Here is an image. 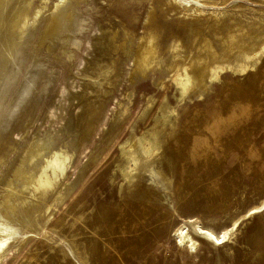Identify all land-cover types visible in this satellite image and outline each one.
<instances>
[{
	"label": "rangeland",
	"instance_id": "374dc122",
	"mask_svg": "<svg viewBox=\"0 0 264 264\" xmlns=\"http://www.w3.org/2000/svg\"><path fill=\"white\" fill-rule=\"evenodd\" d=\"M215 1L218 5L212 7L233 13L235 22L247 29L264 19V0ZM166 5L163 0H80L77 10L68 9L82 23L76 33L64 30L66 37L55 41L50 50L39 47L48 87L36 103L34 117L26 120L25 115H17L10 125L0 193L11 167L19 161L17 155L32 137H39L46 153L57 147L72 152L64 176L71 189L58 186L62 195L49 207L50 217L41 232L54 239L65 236L74 248L67 256L49 242L28 239L11 244L0 264H264V206L246 214L264 200V55L248 73L222 74L206 90L182 100L176 97L173 72L167 68L130 81L133 64L115 45L121 36L132 45L146 32H156L163 48L159 53L168 65L173 61L172 51L167 50L169 39L178 40L186 57L197 44L195 37H213L223 25L215 27L205 16L210 12L206 4L190 21L183 19L188 10L168 11ZM148 6L156 9L150 21L145 20ZM201 13L205 18L199 20L196 16ZM111 29L112 37H106ZM36 41L37 36L22 50L27 60ZM213 44L224 52L219 40L213 38ZM103 64L108 72L102 73ZM35 91L39 90L35 88L31 96ZM167 109H175L171 124H161ZM154 127L163 140L155 165L167 184H152L151 175L143 171L134 184L127 183L118 169L124 162L122 148ZM28 170L33 169L27 165ZM15 184L22 186L21 180ZM51 202L48 195L39 207ZM189 217L215 230L235 219L239 222L228 244L212 246L199 240L197 251L190 253L176 246L172 231L178 224L189 225Z\"/></svg>",
	"mask_w": 264,
	"mask_h": 264
},
{
	"label": "bare ground",
	"instance_id": "6f19581e",
	"mask_svg": "<svg viewBox=\"0 0 264 264\" xmlns=\"http://www.w3.org/2000/svg\"><path fill=\"white\" fill-rule=\"evenodd\" d=\"M35 1L36 0H0V151L4 153H0L2 154L0 155V176L3 166L2 163L7 161L6 156L9 151L5 148V143L8 142L7 133L10 129V125L16 122L17 115L18 117L25 115L26 120H31L34 117V109L40 95L44 93L43 91L48 87L47 81L49 79L47 80L45 74L47 71L44 73L42 68L45 66H42V64H45L42 63L44 56L42 57L40 54L38 50L39 47L45 45L47 50H50L55 45V41L62 39L63 36L64 38L66 37L63 35L64 30L66 32L67 29L75 30L80 24V26H82V23L77 21L78 17H75L76 15L74 16V10L68 12V9L72 8L77 10L76 4H78L80 0H53L51 4H49L48 0H40L38 3ZM163 1L166 2L168 11H173L175 9L188 10L186 11L188 13H186L185 10V13L180 10V12L182 11L183 15L186 16L183 17V19L187 18L188 21L195 18V13L205 9H203L201 4H206L210 6V12L208 11V14L206 12L207 15L205 16H210L209 18H211L215 27L220 24L223 25L219 26L218 32L212 33L214 35L213 37H207L203 34L198 37L194 36L197 44L192 48L190 47L191 49L189 48V55L186 57L183 56V49L180 51L178 40L173 41L172 39L174 38L169 39L172 42L169 44L167 43V50L169 49L172 51L171 56L173 61L168 63V65L165 64L164 57L159 53V49L163 48H159L161 44L159 45L158 43L156 32H146L147 34L144 32L145 35L143 34L142 37H138V43H136V41L132 45H130L131 43H127V40L125 41V38H122V36V40H116L114 38L116 40L115 45L118 46V48L121 47L124 52L127 53L133 64L129 72L130 81H134V77L136 76H146L149 71L167 68L169 71L173 72L172 80L177 91L176 97L182 100L189 93L206 90L208 84L220 80L222 74H227L230 71L248 73L255 68L264 55V37L261 38V41H259V39L256 40L261 34L264 36V19H261L256 27L252 28L249 25V29H247L243 27V24L235 22L236 20L233 13L228 10H219L212 7L218 5L215 0ZM191 1L195 2V4L191 3ZM153 7L148 6L149 10L146 12V21H150V17H153V13L156 10H154ZM159 7L161 6L156 8L158 9ZM202 13L201 16H196L199 20H201L200 18H205ZM174 16L175 14L173 17ZM221 19H226L228 22H222ZM156 20H154V23ZM230 22V25H225ZM122 25L117 26L122 27ZM146 26H148V24ZM150 27L151 26H149V28ZM224 27L225 34L223 33ZM149 28L147 29L149 30ZM78 29L79 28L75 30V33ZM101 29L104 28L101 27ZM156 29L152 31H156ZM115 31L117 30L115 29ZM157 31L160 34L158 29ZM113 32L114 30L111 29L105 36L112 37ZM117 32L119 35V31ZM155 33L156 36L154 35ZM35 36H37L36 45L32 46L29 50L31 53L29 52V59L27 60V57L24 58L25 52H22V50L24 48L26 51L28 43ZM105 36L102 35L101 38L103 39ZM213 38L214 40H219L223 46H225V50L222 54L215 48ZM131 39L130 36L128 41ZM102 42V44L105 43L104 41ZM192 43L191 45L193 46L194 43ZM66 52L68 54V51ZM179 57H181L180 61L178 60ZM104 65L105 64L101 67L99 66L102 73L109 71L107 69L108 66L106 65L107 67H105ZM111 72L113 71L111 70ZM99 73L101 72L99 71ZM24 74H26V76ZM108 76H110V74H108ZM40 78H43L42 83L39 81ZM100 80L99 83L101 82ZM35 88L39 91H35L36 94H32L33 96H31ZM74 95L70 97L72 98ZM76 98L78 99L79 96ZM174 111L175 109H167L165 113H162L160 118L161 124H171L170 114H173ZM156 121H158V118ZM14 126L15 124L12 127ZM162 141L161 131L155 127L144 131V133L138 137L130 139L128 147L122 148L124 162L118 165L119 172L124 181L134 184L135 179L143 171L151 175L150 179L152 184L155 183L156 186L167 184L166 177L162 170L155 165L157 158L160 156L159 150ZM78 143L79 141L75 142V144ZM46 150L47 147L38 136L32 137V139L21 148L17 155L19 161L11 167L12 176L8 174L9 176H6V181L2 184L0 193V260L11 244L17 245L28 239L49 242L55 245V247H59V250L67 256H69L72 248H74V245L65 236H59L58 239H54L51 236H45V234L41 232V230L45 228V223L50 217V213H48L49 207L62 192L58 186L63 184L66 190L71 189L70 185L65 184L64 176L71 162L72 152L64 150L62 147H57L55 149L51 148L49 153H46ZM38 160H41L39 162L40 164L36 163ZM27 165L33 170L26 171ZM17 180H21L22 186L15 184ZM65 193H67V191ZM48 195L52 196L51 204H46L45 208L39 207V204L42 203ZM60 195H62V193ZM263 206L264 200L259 205L252 206L246 214L257 212L259 209L261 210ZM243 216L247 217L246 215ZM186 222L189 223L190 227L187 224H178L173 228L172 231L175 244L178 248L194 253L197 251L199 240L206 241L212 246L228 244L239 220L235 219L230 226L222 227L219 230L205 226L198 219L192 217L187 218ZM213 236L216 239H213ZM221 239H223V242H216Z\"/></svg>",
	"mask_w": 264,
	"mask_h": 264
},
{
	"label": "snow or ice",
	"instance_id": "6c2138e0",
	"mask_svg": "<svg viewBox=\"0 0 264 264\" xmlns=\"http://www.w3.org/2000/svg\"><path fill=\"white\" fill-rule=\"evenodd\" d=\"M213 239H216L214 236L212 237ZM217 243H221V242H223V239H221V240H217L216 241Z\"/></svg>",
	"mask_w": 264,
	"mask_h": 264
}]
</instances>
